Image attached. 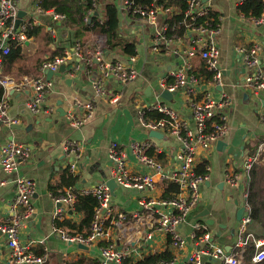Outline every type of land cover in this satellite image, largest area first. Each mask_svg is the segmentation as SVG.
<instances>
[{
  "label": "crops",
  "instance_id": "crops-1",
  "mask_svg": "<svg viewBox=\"0 0 264 264\" xmlns=\"http://www.w3.org/2000/svg\"><path fill=\"white\" fill-rule=\"evenodd\" d=\"M208 1L220 15V32L217 35L220 48L219 64L222 70L220 83L212 82L201 60L193 57L190 60L192 69L187 72L185 82L175 88L172 98L167 100L161 96V91L175 82L173 73L180 68L184 60L181 56L152 50L153 32L159 26L161 17L156 24H149L145 20L118 11L121 33L127 39L136 40L135 61L132 65L139 74L134 81L125 83L111 74L101 77L94 56L97 46L94 39L96 34H104L87 32L77 38L75 29L65 24L64 20L55 22L49 15L37 12V4L41 7L40 0H19V10H23L28 17L37 18V23L33 26L40 29L35 36H28L27 40L19 45L21 55L15 62L10 65L3 64V77L13 81H18L23 76L48 80L42 62L61 55L65 57L66 70L54 72L38 112H32L24 105L28 95L33 93L32 88L10 90L8 93L9 115L16 117L18 122L8 126L0 121V148L7 141L14 140L26 144L30 156L20 160L14 171L6 172L0 166V178L4 180L0 185V223L6 219L10 199L15 193V177L23 175L33 179L36 183L31 199L34 212L21 228L20 235L21 240L33 252L40 253L44 247L49 249L50 254L45 264H75L80 258L97 260L92 256L90 249L65 242L53 232L56 221L53 219L54 194L51 187L69 170L70 163L75 161L76 165L75 187L105 180L109 178L112 166L107 149L109 144L115 141L127 148L129 168L135 172H143V168L127 147L131 140L149 138L148 129L139 120L138 105L164 102L177 110L181 117L192 125L190 106L202 97L204 91L216 96L225 94L230 99L225 109L226 132L221 137L225 146L218 148L216 141L208 150L205 159L210 166L208 178L200 185L199 202L179 226L180 232L187 239L176 255L175 264H188L187 255L199 247L197 240L189 237L191 225L196 220L207 225L214 245L223 246L227 251H238L234 246L240 223L236 219V212L245 203L244 194L248 185L242 166L244 157L247 154L254 155L258 143L264 140V124L259 120V114L264 113V92L251 94L240 86L239 82L245 69L237 59L234 45L259 41L264 50V25L257 26L249 22L237 11L231 0ZM110 2L118 4L119 0L96 2L99 16L103 15L105 3ZM105 57L109 60L127 59L113 51H108ZM262 63L264 64V55ZM99 78L105 91L104 96L95 95L94 82ZM88 100L93 101L89 117L79 127L72 126L68 115L83 116L86 112L83 104ZM64 110L67 112L65 115ZM12 125L20 127L13 128ZM151 139L162 149V152L158 153L161 156L159 159L164 163H174L175 154L181 146L180 141L165 133L162 139ZM67 140L80 144L79 153L71 155L64 149ZM255 164L264 165V151L259 154ZM228 173L239 174L237 185H232L226 180ZM66 189L67 187H64L63 192ZM122 189H125V195ZM114 192L117 201H121L117 207L131 211L137 207V198L140 195L163 196L165 190L163 184L158 182L152 190L118 186ZM69 214L67 218L78 220L77 214ZM207 220H211V223ZM249 229L256 236L262 233L259 225L253 220ZM139 250L144 258L165 251L169 257L159 259L169 260L172 255L168 240L162 234H157L156 238L147 244L146 249L139 246ZM8 252L9 249L0 234V264H8ZM138 260L142 259L136 261ZM201 262L221 264L220 260L206 256L201 257Z\"/></svg>",
  "mask_w": 264,
  "mask_h": 264
},
{
  "label": "built area",
  "instance_id": "built-area-1",
  "mask_svg": "<svg viewBox=\"0 0 264 264\" xmlns=\"http://www.w3.org/2000/svg\"><path fill=\"white\" fill-rule=\"evenodd\" d=\"M244 0H231L237 7ZM262 13L259 17L244 15L253 25H264V0H261ZM19 0H0V86L3 95L0 98V121L6 125L18 122L16 117L8 112V93L10 90L32 88L33 93L24 101L25 107L32 111H40L44 101L46 89L50 86L49 80L23 76L18 81L3 77V56L10 52L11 44H22L28 38L27 30L37 23L33 16H22L21 22L16 25ZM184 5V6H183ZM119 12L145 20L149 24H156L159 17L161 22L153 32L151 48L154 52L181 56L184 62L173 74L175 82L167 85L166 89L173 91L183 84L186 74L192 69L191 59L198 57L203 68L210 74V80L220 83L222 70L219 64L220 48L217 35L220 32L219 14L211 15L215 11L208 0H175L169 4L166 0L150 6L134 4L133 0H119L116 4ZM37 12L47 14L59 22L64 20L63 14L53 9L44 10L37 4ZM94 10H89V17ZM182 14L170 25V19ZM88 19V18H87ZM182 29V32L180 30ZM170 31V33L168 32ZM97 46L94 56L98 63L101 77L108 74L115 76L121 82L130 83L138 77L137 69L132 65L135 55L127 59H106L105 37L97 35L94 39ZM234 51L239 63L245 69L240 86L249 93L264 92V55L263 44L259 41L236 43ZM80 55L78 52L76 53ZM65 57L55 56L53 59L42 62L43 69L56 72ZM101 78L94 82L96 96H104ZM230 99L222 94L212 95L204 91L200 99L192 102V125L182 118L177 110L164 102L155 101L149 104L138 105L139 120L148 130L155 129L174 136L181 146L175 154L174 163H164L157 154L162 149L149 137L144 140H131L127 145L129 152L136 158L143 172H135L128 165V151L124 146L112 141L107 149L108 159L112 166L109 178L115 180L118 186L141 190H152L158 182L175 184L176 190L172 196L140 195L137 198V207L126 211L114 205V198L105 180L94 181L91 184H82L67 188L62 194L52 196L54 203L53 219L62 221L73 214L74 204L78 194H90L96 201L93 219L86 234L77 232L67 226L56 225L53 232L65 242L81 243L90 249L92 256L98 259L97 264H131L137 259H143L140 247L147 248V244L156 238L157 234L166 236L172 255L169 260H153L147 264H175L176 255L184 247L187 237L179 230L187 214L199 202L200 185L208 178L210 166L204 165V172L198 173L196 168L205 161L208 150L221 139L226 132V113ZM86 112L83 116L69 114L68 118L74 127H79L89 117L93 108V101L84 104ZM51 110V108L49 107ZM48 111V109H46ZM147 111H155L163 116L158 120L147 118ZM259 120L264 124V113L259 114ZM80 144L75 141H66L64 149L76 155L80 151ZM264 151V140L258 143L254 155L247 154L244 158L242 172L246 182L249 179L251 167L258 161L259 154ZM30 156L26 144L9 140L0 148V166L6 172L14 171L20 160ZM75 161L69 166L70 172L75 175ZM226 180L237 185L240 177L237 173L226 174ZM15 193L10 199L6 219L0 223V234L9 249L8 264H45L50 251L44 247L40 253L31 251L21 240L20 231L28 219L33 215L34 208L31 202L36 183L33 179L17 175L15 177ZM4 180L0 178V185ZM244 212L239 221L234 246L238 251H227L223 246L214 245L211 241L207 225L201 221H194L191 225L189 237L197 240L199 247L187 255L188 264H201V257L215 258L221 264H246L243 253L247 245H253L251 263L264 260V238L254 235L249 229L252 222L250 206L246 201L245 192ZM69 214V216H68ZM133 242V244H132ZM201 244V245H200ZM65 264H73L64 262Z\"/></svg>",
  "mask_w": 264,
  "mask_h": 264
},
{
  "label": "trees",
  "instance_id": "trees-1",
  "mask_svg": "<svg viewBox=\"0 0 264 264\" xmlns=\"http://www.w3.org/2000/svg\"><path fill=\"white\" fill-rule=\"evenodd\" d=\"M99 0H40V5L44 10L53 9L56 12L63 14L64 23L75 29V36H81L87 32H98L105 36V50L113 51L123 57L136 54V40L127 39L123 36L119 29L118 9L116 4L110 2L105 3L103 7V15L99 16L95 14L98 10L96 2ZM134 4L143 6H150L154 0H133ZM157 3L165 0H156ZM169 4L174 3L175 0H166ZM184 6V5H183ZM261 0H244L242 4L237 6V11L244 15H253L259 17L262 13ZM89 10H94L91 14V20L88 21ZM98 12V11H97ZM217 11L211 12V15L216 17ZM182 14L172 17L170 25L177 19H181ZM40 27L33 26L27 30L29 37L35 36L39 32ZM170 33V31H168ZM182 32V29L180 30ZM21 46L15 43L11 44L10 52L3 56V64L10 65L15 62L21 55ZM210 77V74L208 75ZM3 95V88L0 86V98ZM163 115L155 111H147V118L152 120H158ZM158 158L161 157L158 155ZM207 164L203 161L198 164L196 171L198 173L204 172V165ZM77 176L73 175L69 170L65 171L61 180L51 187L52 194L59 195L63 193V188L75 187ZM175 184H167L164 187L163 197L172 196V192L176 190ZM246 201L250 206V214L252 220L256 222L262 233L259 235L264 238V165L254 164L249 172V179L247 185V197ZM97 205L96 199L90 194H78L76 202L74 204L73 214L79 216L78 220L74 218H65L62 221H56V225L67 226L70 229L76 230L86 234L88 232L90 223L93 219L94 208ZM243 253V259L245 263L250 262L253 254V245L249 244ZM167 251L158 253L155 255H149L142 260L133 261L131 264H147L150 261L157 260L159 258H168ZM97 260H90L86 258H80L76 260L75 264H97ZM254 264H264V260Z\"/></svg>",
  "mask_w": 264,
  "mask_h": 264
},
{
  "label": "water",
  "instance_id": "water-1",
  "mask_svg": "<svg viewBox=\"0 0 264 264\" xmlns=\"http://www.w3.org/2000/svg\"><path fill=\"white\" fill-rule=\"evenodd\" d=\"M25 14V12L23 11V10H18V13H17V18H16V25H18L20 22H21V20H22V16ZM95 14H98L97 13V11H95ZM88 21H90L91 20V17H88V19H87ZM106 54H108V51H106ZM58 70H59V72H64L65 70H66V65H65V63L63 62V63H61L60 65H59V68H58ZM45 74H46V78L48 79V80H50L51 79V77L53 76V74H54V72L53 71H51L50 69H45ZM175 92L173 91H169L168 89H163L162 91H161V96L163 97V98H165V99H167V100H170L171 98H172V95L174 94ZM67 112L64 110V115L66 114ZM12 127L13 128H19L20 127V125H12ZM148 135H149V137H154V138H157V139H162V138H164V133L163 132H161V131H159V130H153V129H149L148 130ZM216 144H217V147L218 148H221V147H223V146H225V142L222 140V139H219L217 142H216ZM105 181H106V184H107V186H108V188H109V190L111 191V193H112V195L114 196L115 195V189H117L118 188V185H117V183L115 182V180H113L112 178H105ZM243 212H244V207L243 206H240L239 208H238V210H237V212H236V219L237 220H241V216H242V214H243ZM207 222L208 223H211V220H207ZM79 247H83V248H85V249H87L88 247L87 246H85V245H83V244H81V243H78L77 244Z\"/></svg>",
  "mask_w": 264,
  "mask_h": 264
},
{
  "label": "rangeland",
  "instance_id": "rangeland-1",
  "mask_svg": "<svg viewBox=\"0 0 264 264\" xmlns=\"http://www.w3.org/2000/svg\"><path fill=\"white\" fill-rule=\"evenodd\" d=\"M235 42H237V40H236ZM122 190H123V192L125 191V189H122ZM123 195H125V192L123 193ZM118 196H119V195H118ZM120 204H121V201L118 202L117 199H116L115 196H114V205L118 206V205H120Z\"/></svg>",
  "mask_w": 264,
  "mask_h": 264
}]
</instances>
